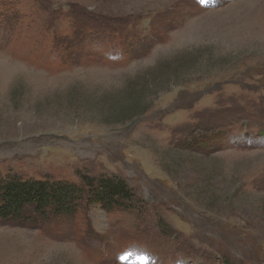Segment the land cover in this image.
<instances>
[{
    "label": "rangeland",
    "instance_id": "1",
    "mask_svg": "<svg viewBox=\"0 0 264 264\" xmlns=\"http://www.w3.org/2000/svg\"><path fill=\"white\" fill-rule=\"evenodd\" d=\"M11 180L77 197L0 217V264H264V0H0Z\"/></svg>",
    "mask_w": 264,
    "mask_h": 264
},
{
    "label": "trees",
    "instance_id": "2",
    "mask_svg": "<svg viewBox=\"0 0 264 264\" xmlns=\"http://www.w3.org/2000/svg\"><path fill=\"white\" fill-rule=\"evenodd\" d=\"M91 192L104 206L116 203L117 198H128L130 193L123 180L114 179H101ZM76 197V190L64 184H51L46 180H11L0 185V217L20 219L28 206H35L39 213L45 212L49 206L69 210L70 201Z\"/></svg>",
    "mask_w": 264,
    "mask_h": 264
}]
</instances>
